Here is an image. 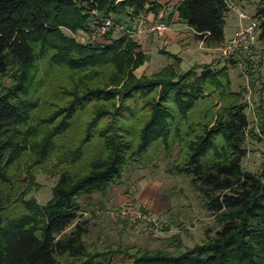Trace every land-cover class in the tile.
<instances>
[{
	"label": "trees",
	"instance_id": "16d2710c",
	"mask_svg": "<svg viewBox=\"0 0 264 264\" xmlns=\"http://www.w3.org/2000/svg\"><path fill=\"white\" fill-rule=\"evenodd\" d=\"M162 9L159 0H0V264H264V163L242 166L247 136L264 139L263 105L250 129L245 88H231L227 65L182 71L181 58L161 50L171 62L138 77L145 55L135 39H85L105 17ZM174 10L196 39L222 44L226 0H180ZM255 17L264 40V0ZM55 68L76 82L38 115L40 84ZM160 153L172 158L169 172L190 176L215 233L182 251L87 250L77 199L105 194L130 161L152 165ZM39 171L57 178L44 204L26 197Z\"/></svg>",
	"mask_w": 264,
	"mask_h": 264
},
{
	"label": "rangeland",
	"instance_id": "374dc122",
	"mask_svg": "<svg viewBox=\"0 0 264 264\" xmlns=\"http://www.w3.org/2000/svg\"><path fill=\"white\" fill-rule=\"evenodd\" d=\"M231 1L236 9L248 16L242 19V25L247 24L249 18L258 24L255 13L263 0ZM228 12L225 27L226 31H231L234 30L232 27L234 10ZM115 19L128 21L125 15H116ZM115 34L112 32L111 37L116 38L113 37ZM72 35L76 40H82L78 36L83 35L82 33H78L77 36ZM98 40L101 41V37ZM171 53L175 54V52ZM157 54L155 63H160V59L162 64L150 72L142 68L143 64L140 65L135 70L138 77L142 74L150 75L171 62L166 55ZM231 56L237 60V65L229 64L226 61L228 57H219L212 64L215 67L228 66L233 90L245 88L243 100L248 104L246 108L248 128L256 129L255 108L262 104L264 110V40L258 39L249 50H236ZM181 63L182 71L191 68L182 60ZM72 77L69 72L60 68L49 71L40 84L42 101L38 115L51 112L56 105H62L67 100L68 85L76 82L72 81ZM251 79L252 84H250ZM1 81L7 82L6 79ZM88 112L87 108L82 114ZM82 114L77 121L82 120ZM77 127L78 124L75 122L70 130L71 135ZM245 146L247 152L242 160L243 168L251 172H259L264 163V139L257 141L247 136ZM171 159L160 153L152 165H139L130 161L105 194L93 192L89 196H80L77 199L82 204L79 220L84 222L82 226L86 229L83 241L87 250H100L106 245L121 243L144 249L182 251L203 243L215 233L218 228L215 217L208 211L202 197L192 186L190 176L168 171ZM34 178L37 185L26 197H33L37 203L44 204L51 197V189L57 178L41 171L35 173ZM122 205H133L153 212L158 217V231L154 232L152 226L148 224H142L141 227L128 226L118 216V210ZM71 228L72 224L65 228L64 232L67 233Z\"/></svg>",
	"mask_w": 264,
	"mask_h": 264
},
{
	"label": "crops",
	"instance_id": "0c3cea01",
	"mask_svg": "<svg viewBox=\"0 0 264 264\" xmlns=\"http://www.w3.org/2000/svg\"><path fill=\"white\" fill-rule=\"evenodd\" d=\"M179 1L180 0H159L160 4L163 5V9L160 10L157 19L162 17L164 21L169 24L168 29L164 33L140 32L134 18L128 19L127 22L124 21L126 24L135 25L134 32L127 36H130L139 43V50L145 55V60L142 65V68H144L145 71H153L158 65L162 64L159 58L160 63H155V57L158 55L157 53L164 55L161 53V50L170 53L175 52V54L181 58L182 62L186 63L188 66H193V64L212 63L221 57L218 47L208 46L204 41L196 39L193 29L178 17L177 12L174 10V5ZM229 10L232 11V9ZM155 17L156 16L153 13H148L147 21H150ZM242 19L243 18H239L238 12L234 10V13H232V27L234 30L226 31L225 18L223 30L224 40L233 36L238 25L242 24ZM145 26L146 25H142V27ZM113 37H118V34H115ZM103 38L104 36L101 37V41L105 40V38ZM141 226L142 224L137 225V227Z\"/></svg>",
	"mask_w": 264,
	"mask_h": 264
},
{
	"label": "built area",
	"instance_id": "2783aa9c",
	"mask_svg": "<svg viewBox=\"0 0 264 264\" xmlns=\"http://www.w3.org/2000/svg\"><path fill=\"white\" fill-rule=\"evenodd\" d=\"M229 9H233L238 12L239 18H246V14L235 8L231 0H226ZM96 14V11H91ZM146 13H142L139 17H134L135 23H137L138 30L146 33H164L169 24L161 17L157 19V16L150 21H147ZM147 22V23H146ZM142 25H146L142 27ZM258 24L256 21L249 18V22L245 25L239 24L237 30L230 38L223 40L222 44L218 47L221 57H229L236 50L247 51L252 48L258 41L257 29ZM135 25L126 24L120 20H116L112 16L105 17L100 23L93 25L91 31L86 35L85 39L89 42L98 41L99 37L104 36L108 32L112 31L120 35H130L134 32ZM137 29V28H136ZM118 216L128 226H137L139 224H148L152 226L154 232L158 231V217L151 211L146 209L135 207L133 205H122L118 210Z\"/></svg>",
	"mask_w": 264,
	"mask_h": 264
}]
</instances>
